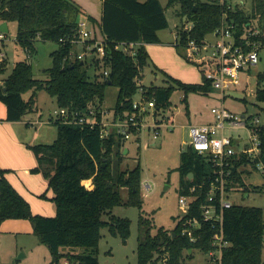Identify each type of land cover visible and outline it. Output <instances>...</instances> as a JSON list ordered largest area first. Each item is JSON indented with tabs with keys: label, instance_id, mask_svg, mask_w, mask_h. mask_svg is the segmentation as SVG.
Here are the masks:
<instances>
[{
	"label": "trees",
	"instance_id": "16d2710c",
	"mask_svg": "<svg viewBox=\"0 0 264 264\" xmlns=\"http://www.w3.org/2000/svg\"><path fill=\"white\" fill-rule=\"evenodd\" d=\"M102 1L100 27L107 39L109 77L103 81H91L86 71L81 70L83 65L80 62L71 64L66 59L71 45L60 42L78 30L80 12L75 3L71 0H0V22L16 24V43L26 54V58L17 62L10 74L0 81V101L6 106L8 122L21 121L36 111L37 93L42 89L56 99L58 108L66 107L81 113L90 106L99 109L105 100L108 81L119 89L115 112L124 117L132 110L133 100L140 89L135 79L149 65V56L144 46H140L136 55L131 57L114 50L113 45L117 42H159L158 32L168 27L165 8L160 0ZM175 3L180 6L178 16L194 22L192 37L197 39L212 32L220 24L225 11L219 0H168L169 6ZM229 16L234 20L238 35L252 26L260 29L264 37V0H251L249 11L236 8ZM181 37L183 43L186 42L187 35L183 33ZM38 42L58 45L51 54L53 66L45 71L46 80L35 78L33 73L31 61ZM5 62L0 64V74L6 71ZM165 76L170 81L167 86H143L147 98L155 100L160 109L170 108L171 96L177 89L184 91V102L189 93L206 94L212 90L203 73L201 84H187L167 74ZM28 92H31L30 98L25 99L24 94ZM255 96L264 102V72L257 75ZM97 116L100 119V113ZM55 123L58 126L57 138L50 144L31 147L37 160V166L31 172L41 173L47 180L48 190L52 191L50 200L56 207L55 216L33 214L29 202L7 179L9 171L0 167V222L28 219L39 242L49 248L51 264H58L65 256L61 253V248L65 247L85 248L87 254L80 257L81 263L99 264L96 251L101 230L107 226L111 234L123 238L130 233L128 219L115 216H111L109 221L103 219L105 214L111 215L112 210L122 204L120 189H128V205L142 208L141 165L138 163L133 169L122 170L124 142L115 137L102 139L99 128L65 126L60 121ZM258 136L259 160L264 164V125L258 129ZM245 162L247 159L236 163L233 179L248 193L242 172L237 169ZM208 169L203 157L190 148L183 152L179 168L180 193L205 178ZM87 181H91L90 186H86ZM148 225V220L140 213L139 226ZM224 234L230 245L223 252L222 264H264L263 209L234 205L225 212ZM197 247L208 249V243L190 244L180 236L178 227L171 232L159 228L154 235L147 229L144 240L137 247V264H157L165 253L171 264H185L182 262L184 252Z\"/></svg>",
	"mask_w": 264,
	"mask_h": 264
},
{
	"label": "rangeland",
	"instance_id": "374dc122",
	"mask_svg": "<svg viewBox=\"0 0 264 264\" xmlns=\"http://www.w3.org/2000/svg\"><path fill=\"white\" fill-rule=\"evenodd\" d=\"M140 1L144 2L146 0ZM160 1L165 8L168 27L161 30L159 35L162 43L169 44L174 41L172 33L175 32L176 26H182L186 19L178 16L177 13L180 8L178 3L169 6L168 0ZM76 2L90 3L92 8L89 5L84 6L83 3V6H80L83 9L85 8L84 10L88 11L90 16H96L95 18L99 21L97 16H99L101 8L100 0H76ZM250 7L251 0H244L242 9L249 11ZM81 16L86 18L87 14H85V17L84 15ZM82 17H79L78 21L83 20ZM93 22L98 28V30H95L101 33L100 25L95 21ZM8 28L9 32L6 34V40L0 43V52L8 56V62L5 66L6 71L0 74V81L10 74L17 61L26 57L21 48L16 46V24L8 23ZM57 47V43L54 42L37 43L36 52L31 61L35 78L48 79L45 71L53 66L51 54ZM174 48L175 58L171 57L169 52L163 53L162 58L170 65L172 64L174 69H177L179 66L176 60L180 59L179 57L185 63L189 62L184 57L182 49ZM4 59L5 57L2 58L0 64L5 62L6 59ZM86 62L87 64L83 65L81 70L86 71L88 78L94 81L96 76L101 77L104 67H98L93 62L91 55L87 56ZM196 69L197 66L193 63L187 64L188 83L199 84L202 82V76ZM154 71V64L149 62V65L142 70L141 83L143 86L169 85L170 81L164 78L161 72V74H158L159 78H155ZM261 72H264V52L262 53L261 62L256 67L241 74V84L226 90L223 105L239 116L259 117L260 123L264 125V102L258 101L255 96L257 75ZM118 92L119 89L115 86L106 88L104 109L110 112L114 111ZM30 94L31 92L24 94V98L29 99ZM184 97V91L177 89L171 96L170 109L165 112L166 115L173 118L174 128L171 130L162 129L156 139H153L152 134L146 132L142 135L139 143L133 140L125 143L128 152L127 154L123 152L124 159L120 165L121 169H133L140 163L142 182L149 181L152 188L149 190L150 194L146 195L143 185L141 186V209L128 205V189L126 187L120 189L122 204L115 207L111 215L105 214L103 219L109 221L111 216L128 219L130 221V233L127 238H123L120 235L111 234L108 227H104L101 230V239L96 251L99 264H137V247L144 240L147 229L150 230V234L154 235L159 228L170 232L176 228L178 215H180L178 200L181 188L179 172L181 154L188 151L191 140L189 130L185 125L209 123L212 119L214 120L211 109L222 106L221 93L213 88L206 94L189 93L186 102H184ZM137 98L138 95L135 96V100ZM36 100L35 112H38V116L41 114V118H38L39 124L31 125V127L33 129L38 128L40 135L36 136L35 131H33L35 135H32L29 131L28 134H21V138L27 135L32 137L31 141L34 144L23 139L25 149L22 157H24V160L21 159L20 154L14 157V165L10 167L9 176L12 178L17 191L29 202L33 214L55 216L56 207L50 200L52 191H47V180L41 173H25L24 171L25 169L32 171L37 165L36 156L31 147L38 144H50L58 136V126L55 122L49 121V118L52 117L50 115L58 108L56 99L50 96L45 89H42ZM3 129L6 131V128ZM231 135L235 139L241 138L238 141L246 142L248 140L246 131H233ZM243 183L245 187L249 188V192L245 193L240 190V187H237L238 190L233 192L230 200L238 206L259 207L264 211V177L257 172H253L244 176ZM140 213L148 220V226H139ZM61 253L65 256L58 264H82L80 257L87 254V250L85 248L65 247L61 248ZM70 257L74 259V262L71 261ZM198 261H204V257L200 253H197L196 259L189 264H197ZM51 262L52 255L49 248L39 242L37 236L33 233V225L28 219H7L0 222V264H51Z\"/></svg>",
	"mask_w": 264,
	"mask_h": 264
},
{
	"label": "built area",
	"instance_id": "2783aa9c",
	"mask_svg": "<svg viewBox=\"0 0 264 264\" xmlns=\"http://www.w3.org/2000/svg\"><path fill=\"white\" fill-rule=\"evenodd\" d=\"M223 6L220 24L204 38L192 37L194 22L186 19L182 26H176L174 46L181 47L184 57L193 63L203 77L209 81L211 87L221 93V107H213L211 113L214 120L207 124L185 125L189 130V148L203 157L209 167L207 176L191 185L180 193L177 226L180 236L187 239L192 245L208 243V249L200 247L191 248L184 252L182 262L189 264L195 260L197 253L204 257V261L197 264H222L224 250L230 243L224 234L225 212L235 204L230 196L237 187L244 192V187L235 183L233 179L236 163L242 159L238 172L243 177L253 172L264 177V164L260 159V140L258 129L263 124L259 117L239 116L223 105L225 92L232 86L241 84V74L246 70L256 67L262 60L264 52V37L257 27H247L241 35L237 34L236 25L229 15L236 8H243L244 0H219ZM1 23V22H0ZM187 35L186 42L182 41V34ZM6 40V34L0 31V43ZM61 43H69L71 49L66 58L71 64L83 62L87 64V56L91 55L93 62L103 66L101 77L94 80L103 81L109 77V64L106 58L107 39L96 32L86 19L78 21L77 32L68 38L61 39ZM141 43H114L113 48L126 55L134 57ZM3 55L0 54V61ZM140 87L137 100H133L132 110L124 115L110 112L103 108L97 109L90 106L84 113L59 107L50 115L49 121H60L65 126H80L99 128L102 139L111 137L121 139L124 144L127 141L139 143L146 132L156 139L162 129H172L175 124L168 120V110L156 106L155 100L148 99L142 85V73L135 79ZM100 113V119L97 116ZM184 127V126H183ZM246 131V142L235 139L231 132ZM243 171H247L243 172ZM191 178L193 176L190 175ZM207 179V180H206ZM143 183V184H142ZM146 195L152 185L149 181L141 182ZM197 251V253H196ZM157 264H171L169 256L163 254Z\"/></svg>",
	"mask_w": 264,
	"mask_h": 264
},
{
	"label": "crops",
	"instance_id": "0c3cea01",
	"mask_svg": "<svg viewBox=\"0 0 264 264\" xmlns=\"http://www.w3.org/2000/svg\"><path fill=\"white\" fill-rule=\"evenodd\" d=\"M71 1L73 3H75L79 7V12L80 13H79V15L77 17V20H78L79 17H82L81 15H84V17H85V14H87L86 18L82 17V19H86L91 27H93V28L98 30V28L96 27V25H95V23L93 21L97 22L100 25L101 19H102V12H103V1L100 0L101 1V8L99 10L100 11L99 12V16H97L99 21L95 18L96 16H93V15L90 16L89 12L84 10L85 8L83 9L80 6V5L83 6V4H84V6L85 5H89V7L92 8L90 3H85V2L77 3L76 0H71ZM96 32H98V31H96ZM159 33H160V31L158 32L159 42L149 43V44H147V43L142 44V46H144V48H145V51L148 53L149 62H152L154 64L155 71L153 72V74H154L155 78L158 79L159 78L158 74L162 73L164 78L166 77L165 74H167V75L171 76L174 79L180 80L183 83L193 84V83H188V81H187L188 73H187L186 68H187V64H189V63H185V61H183V59L181 57L177 56V57L180 58V59L176 60V63H178L179 67L177 69H174L172 64L170 65L169 63H167V61L163 60V58H162L163 57V53H166V52H169L171 57L175 58V56H176L175 53H174L175 38H174V41H172V43H169V44L162 43V40L160 38ZM174 35H175V32L172 33V36H174ZM16 46L20 48V46H18L17 44H16ZM172 46H174V47H172ZM57 49H58V47L56 48V50ZM21 50L24 52V50L22 48H21ZM0 54L3 55V57H5V59H6L5 63H7L8 62L7 54L1 53V52H0ZM24 59H21L19 61H22ZM19 61H17V62H19ZM196 70H198V72L202 76L201 71L198 68ZM2 79H4V78H2ZM202 80H203V78H202ZM201 83H199V84H201ZM38 93H37V95H38ZM29 96H28V98H29ZM187 110H188V107H187ZM188 113H189V110L187 111V114ZM6 116H7L6 106H5L4 103H2L0 101V126H2V127H0L1 128V131H0V167L10 171V167H12V165H14L13 163H14V157L15 156H18L20 154L21 155V159L24 160V157H22V155L24 154L23 150L25 149V144L23 142V139H25L28 142L33 139L32 137H29L28 135L26 137H22L21 138V136H22L21 134H24V133L28 134V131H29L32 135H35V133H33V131H35L36 132V136L40 135V130H38V128H36L37 130L33 129L31 127V125L33 126V125L37 124L38 122L40 123V121H38V118H41V114L38 116V112L36 113L34 111L32 113L27 114L21 121H18V122H8L6 120ZM168 120L170 121V123L174 124V120H173V118L171 116H169ZM212 121H213V119H212ZM212 121H210V122H212ZM187 125H190V124H187ZM3 128H6V131ZM169 130H171V129H169ZM31 143L34 144V142H32V141H31ZM125 147H126V144H124V148ZM125 150H126V148H125ZM24 171H25V173L31 172L30 169H25ZM7 179L9 180V182L14 187L15 184H14L12 178L9 176V172L7 173ZM90 184H91V181H87L86 182V186H90ZM47 191H49L48 190V183H47ZM18 193L21 196H23L20 192H18ZM23 198H24V196H23Z\"/></svg>",
	"mask_w": 264,
	"mask_h": 264
},
{
	"label": "water",
	"instance_id": "95a60500",
	"mask_svg": "<svg viewBox=\"0 0 264 264\" xmlns=\"http://www.w3.org/2000/svg\"><path fill=\"white\" fill-rule=\"evenodd\" d=\"M0 31L4 32L5 34H7L9 32V28H8V23L7 22H1L0 23ZM80 65H83V62H80ZM108 86H112V82L108 81ZM127 149L124 151V154H127ZM192 176V175H191ZM167 189V187H166Z\"/></svg>",
	"mask_w": 264,
	"mask_h": 264
}]
</instances>
